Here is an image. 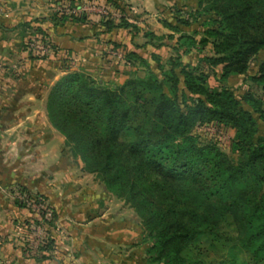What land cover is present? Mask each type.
<instances>
[{
  "label": "trees",
  "instance_id": "trees-1",
  "mask_svg": "<svg viewBox=\"0 0 264 264\" xmlns=\"http://www.w3.org/2000/svg\"><path fill=\"white\" fill-rule=\"evenodd\" d=\"M97 1L57 0L51 16L21 25L34 63L65 57L46 111L67 152L138 216L147 264H264V59L251 73L264 51V0H185L169 9L171 19L161 18L166 34L130 22L114 0L103 7L107 14L82 10ZM67 23L89 25L98 39L128 31V44L108 41L104 54L127 79L100 80L77 68L54 39ZM147 48L150 56L138 52ZM189 54L196 63L184 61ZM3 68L1 76L17 69ZM237 77L240 85H231ZM207 128L232 132L231 153L203 136ZM13 194L31 215L23 254L52 260L55 209L25 186Z\"/></svg>",
  "mask_w": 264,
  "mask_h": 264
},
{
  "label": "crops",
  "instance_id": "crops-1",
  "mask_svg": "<svg viewBox=\"0 0 264 264\" xmlns=\"http://www.w3.org/2000/svg\"><path fill=\"white\" fill-rule=\"evenodd\" d=\"M55 1L0 0V24L4 26V29H0V64L17 68L14 73H2L6 81H1L2 84H9V88L8 98H0V264H147V245L143 242L140 222L129 206L108 192L91 174L86 173L84 177L92 178L95 185L88 188V196L78 194V189L72 188L76 177L73 174L68 175L67 184H64V180L62 183L55 182V170H61L59 163L63 159L68 174L75 170L85 173L83 163L69 158L70 154L65 152L66 139L53 127L46 111L48 89L65 76L66 71L61 62L57 68L44 66L42 69V63H34L24 50L25 33L21 26L33 19L51 16L55 12ZM114 1L125 10L130 22L150 30L153 23L163 28L160 20L163 16L171 19L169 9L172 6L186 4L185 0ZM97 2L98 7L108 4V0ZM96 32L89 25L67 23L55 30L54 39L73 58H82V52L90 51L92 61L101 64L104 70L111 67V62L104 57L110 49L108 41L128 44L129 33L118 30L98 39L94 37ZM138 52L147 56L154 51L147 48ZM126 79V76H120L119 82ZM18 133L40 136V144L58 142V150L54 153L57 161L47 163H51L49 170L28 174L22 169L20 158L26 156V152L21 150L19 138L12 139L19 136ZM13 146L19 147L17 151L20 150V154L14 156ZM19 185L43 195L58 215L54 234L56 252L52 260L37 262L28 259L22 252L21 246L24 244L20 240L28 237L23 224L31 220V215L15 203L13 192ZM41 236L42 229L38 227L33 239L37 242ZM35 242L32 241V246H35Z\"/></svg>",
  "mask_w": 264,
  "mask_h": 264
},
{
  "label": "rangeland",
  "instance_id": "rangeland-1",
  "mask_svg": "<svg viewBox=\"0 0 264 264\" xmlns=\"http://www.w3.org/2000/svg\"><path fill=\"white\" fill-rule=\"evenodd\" d=\"M57 9L62 10V7L58 6ZM82 10L87 11L88 13H91V14H95V13L107 14V11H104L103 7H98V5H90V4H88V5L84 6L82 8ZM126 10H128V9H126ZM134 15L131 16L132 20L134 18L133 17ZM115 16H118V14H115ZM151 29L154 30L157 34H166L167 33V30L163 29L161 27V25H159V24H154L153 23L151 25ZM80 35L84 36V35H87V34H80ZM8 40H9V37L7 36L6 41H8ZM86 42H87V40L85 41V43ZM85 43L83 42L82 44L84 45ZM35 47L40 49V50H43V49L39 48L38 45H35ZM44 51L46 52V50H44ZM159 52L162 54V56L164 58H167L169 56V53H167L166 50H160ZM89 54L91 55L92 53H90V51L88 52V50H86V51L82 52V55H81L82 58H80V57L74 58L75 61H76L77 67L81 68V70H83L86 73L92 75L96 79L105 80V81H110L111 80V81H115V82H119L120 81V77H119V74L116 73V69L121 68V65H117L118 64L117 60L111 62V67H107V69L103 70V69H101L102 68L101 64H99V63L95 64L92 61L93 57L89 56ZM114 55L117 56L118 58H121V56H122L121 54H117L116 52L114 53ZM146 55L150 56L148 54H146ZM96 58H98V57H96ZM198 58L199 57L196 54H189V55L185 56L184 61L185 62L196 63ZM64 59H65L64 56H62L61 59H58L56 57H52L51 56L50 58H48V61H40V63L38 62V64H41V63L43 64L41 69L44 66H50L51 68H57L59 62H61V60L63 61ZM70 59H71V57H70ZM263 59H264V51L261 53V55L258 56V58L256 59V62L253 64L251 73H254L256 71V68H257L258 64ZM102 60H104V59H102ZM77 62H79V63H77ZM14 65H17V64H14ZM3 66H4V64H0V72H2V71L4 72ZM13 68H14V66H13ZM53 72L51 70L52 74H53ZM56 77L59 78L58 76H56ZM4 80H5V77H2L0 75V82L1 81L5 82L6 80L5 81ZM242 80H243L242 77L241 78L237 77V78L231 80L230 84L234 85V86H238V85H240ZM7 88H9V84L0 83V94H1L2 98H5V97L8 96ZM36 88L39 89V87H36ZM31 89H33V88H31ZM38 89H36V90H38ZM39 90L41 91V89H39ZM23 109H25V108H23ZM202 133H203V136L207 135V134H210V137L208 136L209 138H211V134L213 136H215L216 139L220 142V146L222 147V149L225 150L228 153H231V140L233 138V134H232L231 131L217 132V130H215V129L207 128L206 132L203 131ZM15 138H19L20 139V141H21L20 145H22L21 150L22 151L24 150V152H26V156H23V157L20 158L22 163H23L22 169L26 173L35 174V173H38V172H41V171H45L46 172V170L48 169V166H50L51 163L57 161V159L54 157L55 156L54 153H55V150H58L57 149L58 148V146H57L58 142L56 144L54 143L52 145L50 143L40 144L42 142L41 141L42 138L40 136L36 137L35 134L34 135H27V133L26 134H22L21 133V134H19V136H15L12 139H15ZM27 141H29L30 143H28ZM13 147L14 148H12V152H13L14 156H16L19 153L20 150L17 151V149L19 148L17 146L16 147L13 146ZM25 147H27V149ZM67 151L68 150L66 148L65 152H67ZM42 156H44V157L41 159ZM70 157H71V155L69 156V158ZM77 161H80V160H77ZM48 162H51L50 165L47 164ZM81 163H83V162L81 161ZM63 164H66V161L64 159L61 160V162L59 163L60 167L58 166L61 170H59V172H58V170H55L56 171V173H55V182L62 183V180H64V184H67V181H68V178H69L68 175L71 176L73 174V176L75 175L76 177L74 178L75 181H73L72 188H77L78 189V192H77L78 194L85 193L86 196H88L90 194V191L88 190V188L91 187V186L92 187L95 186L93 184V179L92 178H90V179L89 178H84L86 173H83V172L82 173H78L79 172L78 170L72 171L70 174H68L67 167H66V165H63ZM71 165H73V164H71ZM65 172H67V173H65ZM13 195H15V194H13Z\"/></svg>",
  "mask_w": 264,
  "mask_h": 264
},
{
  "label": "built area",
  "instance_id": "built-area-1",
  "mask_svg": "<svg viewBox=\"0 0 264 264\" xmlns=\"http://www.w3.org/2000/svg\"><path fill=\"white\" fill-rule=\"evenodd\" d=\"M39 48L43 49V47H39ZM19 198L22 199V200L24 199L23 196H19ZM28 203L30 204V207L32 209L39 210V211L41 210V207L36 202H28ZM52 217H53L52 212L49 211V212L46 213V218L51 219ZM40 239H41V237H40ZM40 239H39V241L35 242L36 243L35 244L36 247L39 245Z\"/></svg>",
  "mask_w": 264,
  "mask_h": 264
}]
</instances>
